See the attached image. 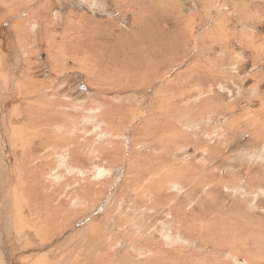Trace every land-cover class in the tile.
<instances>
[{"label": "rangeland", "instance_id": "obj_1", "mask_svg": "<svg viewBox=\"0 0 264 264\" xmlns=\"http://www.w3.org/2000/svg\"><path fill=\"white\" fill-rule=\"evenodd\" d=\"M15 1H19V5L13 9ZM102 1L47 0L46 13L42 0H0V26L7 27L0 29L1 34L4 36L6 33L21 60L25 57L28 62V66L21 67L17 73L21 76L29 74L32 79L48 78L53 88L48 91L53 95L48 92L47 94L51 95L50 100L55 99L49 101L60 107L55 110L57 114L53 119H49L58 124L50 122L51 125L45 130L51 141L46 143L43 149L32 152L37 157L40 156L38 152H41L42 156L44 153L47 156L45 159L48 165L45 171H48V181L47 178L41 181L44 191L40 197V202L42 201L40 206L42 203L49 205L52 201L55 204L60 203L58 205L60 216L55 223L60 230V237L58 236L60 245L53 244L57 247L56 251L60 252V264L70 262L72 259L70 254L75 250L74 245L86 241L90 237L89 233H93L91 236L95 241L112 242L116 244L113 245V250L120 249L119 251L129 253L128 250L134 247L131 241L139 236L135 232L138 222L143 220L149 228L145 230L141 227L142 231L138 232L143 235L145 233V236H151V233L156 231L158 221L157 237L162 245L158 248L160 253L172 248V258L181 261L186 256V249L192 250V253L197 249L199 255H214V259L224 258L225 260L222 259L225 261L224 264H229L226 252H212L214 249L210 246L204 249L193 244L184 227H179L173 232L170 230L171 224L164 222L165 210L149 207L155 203L150 180L156 175L160 163L164 170H168L172 167V162L179 165L192 157L197 149L201 151L206 147L205 144L211 143L213 147L218 148L222 157L219 162L222 164L221 168L214 172L218 177H221L222 173V182L228 180L227 183L231 185L234 182L232 188L227 191L225 187L220 186L222 194H218V198L221 200L223 210L231 206L229 212H232L235 208L237 215L240 216L239 220L247 221L249 228L255 233L264 227V178L260 174L261 169H264V135H257L248 141V133H243L247 128L253 129V125H260L264 134V0H176L177 9L173 7L174 11L169 13V16L159 19L158 28H155V19L153 27L154 31H164L168 34L181 28L180 21L191 23L189 28L192 39L184 54L176 50L169 52L173 47H167L162 54L165 57L160 60L138 64L142 67L148 63L158 65L161 78L147 86L141 88L140 84L135 85L134 82L131 83L132 86L124 85L128 87L126 90L114 91L116 86L104 84L100 87H104L105 90L98 92L90 83L94 80L86 78L78 66L72 65L75 53L73 50L76 46L73 44V37L82 32L81 26L84 23L83 19L78 18L82 14L80 12L86 11L87 15L101 23L104 21L109 23L107 27L112 37L117 38L127 33L131 34L129 30L133 21L131 15H124L118 9L110 7L109 1L106 5ZM165 13L162 8L161 13L157 12L156 15L164 16ZM39 14H47L48 16H44L46 21L41 20ZM25 17L32 19L35 25L29 28V34L25 28L18 26L21 35L16 37L14 26L8 22ZM142 19L152 21L154 18ZM40 24L47 28L44 32L39 31ZM105 30L103 33L108 37ZM63 31L68 36L67 43L61 38ZM38 32L43 34V40L39 42ZM62 40L65 43L60 42ZM119 41L121 42L120 39ZM2 42L0 37V49L3 51ZM125 44L127 42L122 41L120 45L127 53L129 50ZM50 49L54 51H49ZM65 60L66 68H62ZM121 63L124 66L125 62ZM101 67L104 70L101 71L103 79L107 77L106 69L112 68L103 65ZM122 68L125 67H117L119 70ZM121 80L122 83H128L124 76ZM19 85L20 79L11 80L6 87L8 92L4 93L8 97L17 98L24 105L27 99L20 96ZM178 90L182 91L179 97ZM150 97L154 103L169 105L165 108L168 111L158 108L162 111L158 112L156 105L148 109ZM60 101L71 103V106L67 105L66 110L61 109L59 104H55ZM18 104H14L16 110H12L10 106L8 111L10 128L23 126V116L19 113ZM12 115L14 116L11 117ZM151 117L159 119L163 130L170 129L167 132L154 129L156 126H153L155 122L150 119ZM146 118L147 131L141 135L139 124ZM5 121L0 122V132L4 134L0 140L8 157L0 152V178L2 176L6 178L9 171L13 180H17L20 175L14 167V154L9 142L10 133L5 131ZM64 121L66 123H63ZM215 130L217 136H222V138L218 136L217 141L213 140L215 135L211 136ZM225 130L229 131L226 133ZM235 133L244 136H235ZM141 137L151 149H144V146L140 145L138 140ZM155 138L161 139L162 142V146H157L156 149L153 146ZM37 143L34 140L35 146ZM146 155H149L148 162L144 159ZM153 155L158 156L156 157L158 159L152 157ZM196 156L199 160L200 155ZM210 165L214 167L216 162L209 163L207 169L212 168ZM138 173L142 177L135 180L134 176ZM224 173L227 177H224ZM166 179H170L169 176ZM165 183L164 181L162 185L165 187L161 186L159 190L162 196L166 197L165 203H169L168 196L175 198L174 188H171L169 182L167 185ZM243 185L248 186L247 192L241 187ZM211 187L216 189L214 186ZM9 188L10 185L7 184L4 189L7 191ZM57 188L60 189V193L55 196ZM187 190L186 186L179 184L175 187V194L180 198ZM205 196L215 201L213 199L215 194L205 193ZM35 201L37 202V198ZM24 207L22 199H18V202L9 199L0 204V237L6 242L5 245L0 242L2 248L0 260H3L4 264H20L19 260L14 259V254L20 248L21 237L24 234L15 232L14 222H23L33 217L31 210ZM149 212L152 215L148 217ZM247 213L251 216L246 217ZM17 214L21 218H18ZM57 214L51 218L55 219ZM253 221L254 224H250ZM222 229L234 234L239 228L232 216L230 221L222 225ZM247 235L244 234L245 237ZM225 236L227 241L228 237L226 234ZM142 238L144 239V236ZM122 239L124 241L120 245ZM232 241L237 246L232 255H239L233 260V264H245L247 255L251 256V264H264V239L255 240L256 249L252 252L243 251L250 245L246 239L239 240L234 234ZM224 245L218 249L226 250ZM105 246L103 252L107 251L108 245ZM25 251L26 249L21 257L28 254ZM69 251L71 252L64 256ZM121 254L122 252H119L114 255L113 264H119L117 257ZM136 255L140 259L153 258L157 256V252L153 248L152 252L145 251L142 255L138 253ZM135 262L138 260L134 259L133 264H136ZM186 263L197 264V257L189 259ZM148 264L155 263L150 261Z\"/></svg>", "mask_w": 264, "mask_h": 264}, {"label": "bare ground", "instance_id": "obj_2", "mask_svg": "<svg viewBox=\"0 0 264 264\" xmlns=\"http://www.w3.org/2000/svg\"><path fill=\"white\" fill-rule=\"evenodd\" d=\"M76 1L81 2L84 0H76ZM42 2L44 3L45 12H46L47 0H42ZM18 5H19V1H15L12 5V8L15 9ZM113 5L116 6V9H118L120 13H125V11L121 9L122 5L128 6L127 8L134 9L132 11L133 21L131 23L132 24L131 30H129L131 34L127 33L124 34L125 36L122 35L119 38H117L116 36L112 37V33H110L109 28L107 27L109 23H105V21L104 23H101V21H98L94 17L87 15L86 11L82 10L80 12L82 14H80V16L78 17L79 20L80 19L84 20V23L81 26L82 32H79L77 35L73 37V44L76 46L75 49L73 50L75 53L73 54L74 61L72 65L78 66L80 72L84 74L86 78H91V80H94V82L91 81L90 83L91 85L95 86L94 88H96L97 89L96 91L98 92L105 90L104 87H100L104 84L110 85V87L113 85L116 86L114 88V91L126 90L128 88L126 86H132L131 83L134 82L135 85L140 84L141 88L143 86H147L148 84L152 83L154 80L161 78V75H159L160 71L158 70V65H151L148 63L146 66L143 67L139 65L125 67L121 65L120 61L122 62L124 60H128L129 62L134 61V63L138 62L141 65L142 62L144 63H147L149 61L154 62L155 59L160 60L161 58L165 57L162 56V54L167 49V47H173V49L169 52L176 50L180 54H184V50L187 49L189 42L192 39V33L189 28V24L191 23L188 24L184 20L179 22V27L181 28L176 32L170 31L168 34H166L164 31L162 32L154 31V27H153L154 20L156 19L155 28H158L160 24L158 20L161 19L162 17H165L166 15L169 16L170 15L169 13L174 11V8L172 7L173 5L172 0H167V1L113 0ZM162 8H164L166 13L164 14V16H157L156 13L157 12L161 13ZM38 9L39 6H37L36 11H38ZM44 16H48V15L39 14V18L41 20L45 19ZM143 17L145 18L153 17L154 19L152 21L148 19L143 20L142 19ZM8 24L14 26L13 30L16 34V37H20L21 35V32L17 29L18 26H22L23 28H25L29 34V28L35 25L34 21L29 17H25L24 19L21 20L9 21ZM5 28L7 27L0 26V29H5ZM105 28L107 31L105 30ZM33 29H35V27H33ZM46 29L47 28L45 26L41 25L39 31L44 32ZM103 30H105L108 33V37L103 33ZM0 37L2 38L3 41L1 46L3 48V51L0 49V122L1 120H6L4 126H5V131L10 133L9 142H10V147L12 149V153L14 154V160H15L14 167H16V169L19 171V175H20V178H17V180H13V178L11 177L12 173L7 171L6 178H3V176L0 178L1 180L0 204H3V202H7L9 199L14 200L15 202H18V199H22V202L25 205L26 209L29 210L30 209L29 207L33 205L32 208L30 209L33 215L32 218L25 219L23 222H16V221L14 222L15 232H20L22 235L24 234L21 237L22 240H21L20 248H18V251L14 254V259L19 260L20 264H60V252L56 251L57 247L55 246L56 244L60 245V239L58 238V236L60 237V230H58L59 228L55 224L57 223L56 221L57 218L60 216V207L58 206L60 205V203L55 204L52 201L49 205L42 203V205L40 206V203L42 202V201L40 202V197H42V192L44 191V188H42L43 185L41 181H43L45 178H47L46 180L48 181V175H47L48 171H45V167H47L48 165L45 159L47 158V156H45V153L42 156L41 152H38V155H40L39 157H37L35 154H32L33 151L43 149L45 144L51 141L50 135L48 134L46 135L45 130L48 129V125H51V123L58 124V122L56 121L52 122L49 121V119H53V116L57 114V113L55 114V110L60 107L55 106L54 103L50 102L52 99L50 100L51 95L48 94H52V93L51 91L49 92L48 90H52L53 88L52 86H50V82L48 81V78L32 79L29 74L27 76L26 75L21 76L19 73H17V71L20 70L21 67L22 68L27 67L28 62L25 57H22L21 60V56L15 51L10 39L6 36V33L4 36H2L1 30H0ZM61 38H63V40H65V42L67 43L68 36L66 35V33H64V31L61 35ZM119 39L121 40V42L119 41ZM41 40H43V34L38 32V42ZM63 40L60 42L65 43ZM122 41L127 42L125 46L129 50L128 54L125 53L121 47H119V45L122 44ZM49 51H54V49H50ZM60 63H62L61 60ZM66 63L67 60L64 61V66L61 67L66 68L65 66ZM101 65L112 68L111 70L106 69L107 77L103 79H101L102 78L101 71L104 70L102 69ZM118 66L125 68L119 70L117 69ZM80 67L82 68L80 69ZM123 76L124 79L128 81V83H122L121 77ZM17 77L20 79V85H19L20 96L27 99L26 104L24 105H22L23 103L18 101L17 98L13 96L8 97L4 93V92H8L6 87L9 86L11 80L13 81L19 80ZM15 88L16 85L13 86V89ZM116 88L118 89L116 90ZM178 91H179L178 92V97H179L182 91L180 90ZM154 93L155 92H153L152 94L154 95ZM30 97H32V99H30ZM54 100L55 99H53L52 101ZM148 100H150L148 103L149 105L148 109H150L151 107H155L156 105L157 109L159 108V109H163V111H168V109L165 108L168 107L169 105L162 103L159 104L154 103V101H152V97H150ZM16 103H19L18 105L20 106L19 113L23 116V126H21L20 128H10L11 121L8 119V111L10 109V106H12V110H16V107L14 106V104ZM61 103L63 102L60 101V103H55V104H59L61 106V109L64 110L68 109L67 105L71 106V103H63V104ZM69 109L71 110V108ZM67 112L71 113L70 111ZM158 112H162V111L159 110ZM13 116L14 115H12L11 117ZM67 116L70 117L72 115H67ZM150 119L153 122H155L154 123L155 125L153 126H156V128L154 129L159 131L163 130L162 124L159 123V119L157 117L155 118L151 117ZM147 120L148 118H146V120H144L142 124H139L141 126V135H143V133H146L147 131V129L145 128L146 125L145 122ZM63 123L66 122L64 121ZM65 126H67V124ZM259 126L260 125L258 126L253 125V129L247 128L250 129V131L246 129V131L243 132V133L245 132L248 133V138H247V134H245V138H247L248 141H250L252 138H254L257 135H264L262 132V128H260ZM169 129H165L163 131L167 132ZM225 131L227 133V131L229 130H225ZM3 135L4 134L0 132V138ZM168 135L171 136V134ZM212 135L216 136L215 138H213V140L217 141L216 139L219 135L218 136L216 135V130L211 133V136ZM234 135L239 137L244 136L238 133H235ZM219 138H222V136H219ZM34 140L38 142L36 146L34 144ZM138 141L140 142L141 146H144V149H151V147L145 143L146 140L143 139V137H141ZM205 145L206 147L203 150L200 151V149H197V151L194 152L192 157L186 159L183 163L178 165L176 162L175 163L172 162L171 168L169 167L168 170L165 168L167 171L161 167V163H160L156 175L150 180V182H152L150 184L152 185L154 191L153 196L155 197L154 200L155 203L149 207L156 209L163 208L165 210L164 217L166 219L164 222L171 224L170 230L172 232L179 227H184L185 233L187 234V236H189L188 238L191 240L193 244H196L198 248L208 249L210 246L212 247V249H214L212 250V252L214 251L220 253L226 252L227 253L226 260L228 261L229 264H233V260L238 258L239 256V255L238 256L232 255V252H234L235 249L237 248L236 244L232 241V239L234 238V234L237 239L239 240L246 239L247 242H250V245L243 251L252 252L256 249L255 240L264 239V227L256 231L255 233L253 230L249 228L248 226L249 223L247 221L239 220L240 216L237 215L238 212L235 208L233 209L232 212H229L231 206H229L225 211L223 210V207L221 205V200H219L218 198V194H222V192H220V188L223 186L226 188L227 191L232 188L234 182H232V185L227 183L228 180L222 182L221 181L223 179L222 173H221V177L217 176V173L214 172V170H219L221 168L220 166H222V164L221 163L219 164V162L222 157L219 155V151L217 147H213L211 143ZM153 146L154 149H156L157 146H162L161 139L157 140V138H155ZM194 146L196 147V145ZM163 151H166L167 153L169 152L168 150H163ZM0 152L3 155L5 154L7 155V152L5 151V146L3 145L1 140H0ZM197 154L200 155L198 158L199 160H197V156H196ZM146 157L148 158L146 159ZM152 157L156 158L158 156L153 155ZM144 159L145 161L148 162L149 155H146ZM211 162H216V166L214 167H217V169H215L212 165H210L212 168L207 169V167H209L208 164ZM170 169L171 172H173V174L170 172ZM253 173L256 174L255 171ZM260 174L261 177L264 178V169H261ZM223 175L224 177H227L225 173ZM168 176L171 180L166 179ZM134 177L135 180H140L142 176L140 173H138ZM164 181L167 184L169 182L171 188H174L173 195L175 198H173V196H168L170 199L169 203H165L164 199L166 197L162 196L161 191L159 190L161 189V186L163 185ZM135 182L138 183V181ZM7 184L10 185V188L7 191H5L4 188L5 185ZM179 184L186 186V188L188 189L184 193V195L180 198L177 197L175 194V187ZM211 186L216 187V189L214 190V188ZM163 187L165 186H162V188ZM241 187L245 192L249 190L248 186L243 185ZM154 188H156V190L158 189L159 191H156ZM250 189L252 188L250 187ZM58 193H60L59 188L55 190V194H56L55 196H57ZM205 193L215 194V198H213L215 201H212V199L210 198L207 199ZM55 196L53 195L52 197L55 198ZM35 197L37 198V202L35 201L36 200ZM203 197H205V199H203ZM143 212H145V210H143ZM56 213H58L59 215L57 214L55 219L51 218ZM150 215H152L151 212H149L148 217ZM232 216L234 217L235 222L239 228L234 232V234L231 231H225L222 229V225L230 221ZM247 216H251V214L247 213L246 217ZM17 217L21 218L19 214H17ZM143 221L138 222L139 224L137 225V231L135 232L139 236H137L136 239L131 241L132 242L131 244H133L134 247L131 250H128L129 253L127 251H119L120 249L113 250L114 244H112V242L106 243L104 241H95V239H93L91 236L93 233L91 234L89 233L90 237L86 241H81L80 243H76L74 245L75 246L74 248L75 250H73L74 253L73 251L72 252L69 251L64 254V256H66L68 253L71 252L70 257L72 259L67 264H113L112 258H114V255L118 254L119 252H122L121 255H119L118 257L116 256L117 260H119L118 261L119 264H133L134 259L138 260V262H135L136 264H148V262L150 261L154 262L155 264H173L174 262H176L177 264H187L186 262L189 261V259H193L194 257H197V264H224L225 262L223 261L225 260L224 258H222L223 259L222 260L221 258L214 259V255H208V256L199 255L197 249H195V253H192V250L190 251L186 249V256L185 258L183 257L181 261H176L175 259L172 258L171 255L172 248H170L169 250L167 248V251H165L164 249L163 251L165 252L161 251L162 253H160L158 251V248L160 246L162 247V245H161V240L157 237L158 221L156 222L157 225L156 231L151 233V236L150 235L145 236V233L143 235V233L140 232L142 231L140 229L141 227L144 228L145 230H148L149 228L147 227L148 226L147 223L146 222L144 223ZM252 223L254 224V221L250 222V224ZM138 230L140 231L138 232ZM26 231L27 233H24ZM246 233L248 235L245 237L244 234ZM225 234L228 237L227 241ZM142 236H144V239L142 238ZM51 238L54 239L52 241H49ZM123 239H125V237ZM123 239L119 243L120 245L123 244L124 241ZM148 241H153L154 243L149 242L151 243L149 244ZM0 242L3 245H5L6 243L2 237H0ZM54 243L55 245H53ZM61 243H63V241ZM139 243H143V244H139ZM106 244L108 245L106 248L107 251L103 252L102 250H105ZM222 245L226 247V250L218 249V247ZM124 246L127 247V245ZM153 248L157 252V256L155 255L153 258L149 257V258L140 259L136 255L137 253L142 255V252L145 251L152 252ZM25 249H26L25 252H27L28 254H25L23 257H21ZM1 250L2 248L0 247V254H1ZM5 253L8 252L5 251ZM29 256L31 258H28ZM251 261H252L251 256L247 255L245 264H251ZM0 263L4 264V261L0 260Z\"/></svg>", "mask_w": 264, "mask_h": 264}, {"label": "crops", "instance_id": "obj_3", "mask_svg": "<svg viewBox=\"0 0 264 264\" xmlns=\"http://www.w3.org/2000/svg\"><path fill=\"white\" fill-rule=\"evenodd\" d=\"M108 1L110 2V7H112V8H114V9H116V6H114L113 4H111V2H112V0H104V1H102V3L104 4V5H106V4H108ZM162 1V0H161ZM172 2H173V5H172V7H175V9H177V4H176V0H172ZM128 6H124V5H122L121 6V9H123L124 11H125V13H122V14H124V15H127V14H129V15H131L132 16V11L134 10L133 8H127ZM130 9V10H129ZM139 13V12H138ZM140 14V13H139ZM141 15V14H140ZM123 16V15H122ZM142 16V15H141ZM132 20H133V18H132ZM121 47V46H120ZM124 51V50H123ZM127 54H128V51H127ZM121 62V61H120ZM124 66L125 67H131V66H137L138 64H140V63H138V62H129L128 60H124ZM121 65H122V63H121Z\"/></svg>", "mask_w": 264, "mask_h": 264}]
</instances>
